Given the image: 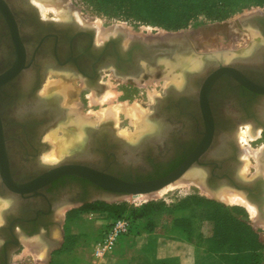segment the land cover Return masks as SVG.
Segmentation results:
<instances>
[{"label":"flooded vegetation","instance_id":"obj_1","mask_svg":"<svg viewBox=\"0 0 264 264\" xmlns=\"http://www.w3.org/2000/svg\"><path fill=\"white\" fill-rule=\"evenodd\" d=\"M3 1L7 14L17 25L24 54L15 55L7 17L0 8L3 47L2 50L0 47V74L12 69L16 60L22 61L18 73L5 78L0 85L7 159L6 169L0 171V201H7L0 214V264L12 263L23 238L39 237L50 249L55 246L59 241L54 230L60 225L59 211L64 206L132 196L122 193H116L114 198L108 196L104 187L107 177L128 184L145 183L163 180L177 172H182L183 177L190 171L201 170L210 190L232 177L235 159L239 158L235 128L249 122L256 131L257 126L264 124L263 95L253 91L258 88L248 85H264V46L257 47L264 44L263 40L250 53L237 55L253 54L250 60H231L237 56L226 60L223 54L212 53L204 57L200 67L185 71L181 85L168 82L149 114L152 127L141 134L114 132L105 125L85 127L82 142L69 148L62 158L40 162L45 134L64 107L58 104L60 96L42 94V90H49L44 88L45 75L67 72L79 75L82 84L97 86L104 68L115 72L110 66L105 67L99 56L108 35L98 42L96 31L88 25L45 18L38 13L33 0ZM255 26L260 34L264 33V22ZM117 44L110 41L104 45L105 51L117 54ZM130 46L125 44L126 48ZM171 54L174 57L176 51ZM206 58L223 59L208 64ZM220 62L243 76L225 74L211 81L209 76L221 67ZM142 64L144 68L139 75L126 78L136 79L145 72L146 64L152 65ZM24 73L30 77L24 78ZM82 88L84 85L81 88L74 85L71 89ZM19 90L27 91L22 95ZM39 164L80 165L97 171L100 181L63 174L42 186L29 184L42 172ZM132 188L135 190V186Z\"/></svg>","mask_w":264,"mask_h":264},{"label":"rangeland","instance_id":"obj_2","mask_svg":"<svg viewBox=\"0 0 264 264\" xmlns=\"http://www.w3.org/2000/svg\"><path fill=\"white\" fill-rule=\"evenodd\" d=\"M60 2V7L69 10L68 18L60 19L56 9H47L44 17H53L55 20L73 19L80 24L92 26L97 33L98 42L103 40L105 35H115L118 31L124 32L126 42L131 39L153 40L168 34L184 33L197 53L223 54L224 58L229 60L233 56L246 54V48L263 40L257 28L245 21V18L254 13L264 14V0ZM36 7L41 15V10ZM115 28H118L117 31H114ZM170 55L172 58V54ZM169 57L158 54L153 60L155 64L152 65H158L161 59ZM79 79V75L74 74L68 82L79 88L84 85V89L78 90L77 95V103L80 105L77 111L86 116L82 122L84 131L85 127L97 128L105 125L114 132L135 133L136 127L132 123L133 118H130L132 115L127 111L129 107L148 111L146 121L151 124L149 114L153 113V104L168 86V82L157 74L149 78L145 76L134 79L118 76L113 70L106 68L101 71L97 86L82 84ZM65 80L50 72L44 77V86L51 85L50 88L58 90V85ZM56 83L58 84L55 85ZM55 95L60 96L58 104H63L64 107L61 106V114L45 134V146L39 157L40 162H49L47 157L54 150L55 142L53 143L50 134L62 137L66 132L78 131L76 125L70 124L72 119L78 121L76 114L75 117L70 115V107L63 103L62 94ZM111 107L113 111L109 113ZM231 108L227 105V109L232 110ZM242 123L234 131L238 157L241 159L237 171L245 180L257 174H262L264 178V126H257L254 131L251 123ZM247 127L251 128L253 137H247V140L242 142L239 136ZM246 147L251 150L246 152ZM69 148L71 146H68L67 150ZM253 150L260 153L257 158L250 155ZM227 189L243 196L242 192ZM156 192L118 200H97L88 205L64 206L59 211L60 225L54 230V236L59 238V242L50 249L39 237L29 240L23 238L21 245L15 250L11 264H54L56 259L68 264H96V260L102 255L118 248L152 250L156 247L162 248L164 243H171L174 239L184 244L167 246L178 247L184 251L183 264L190 261L187 260L188 257H192L197 264H264V220L259 218L257 212L256 215L253 214L248 206L236 201H223L213 195V190L207 186L202 187L196 181L183 182L159 194ZM129 211L135 216L130 233L123 236L111 252L97 254L95 244L104 226L116 216ZM34 241H37L39 246L34 245ZM189 245L194 247L195 256L192 252H187ZM139 255L136 252L130 254V262L137 263ZM174 260L175 256L167 258L169 262ZM179 261L181 262L180 258Z\"/></svg>","mask_w":264,"mask_h":264},{"label":"water","instance_id":"obj_3","mask_svg":"<svg viewBox=\"0 0 264 264\" xmlns=\"http://www.w3.org/2000/svg\"><path fill=\"white\" fill-rule=\"evenodd\" d=\"M0 8H2L4 11L3 14L7 17V23L8 28L11 33V38L13 41V47H14V53L16 56L23 55V46L21 42V37L17 30V25L15 21H13L12 16H10L7 10V5L3 0H0ZM245 21L249 22L253 26L256 24H262L264 22V14L254 13L245 18ZM69 23L73 25H77V21L73 19H69ZM92 29L95 30L92 26H90ZM256 27V26H255ZM178 35H181L184 40L187 38L184 33H175ZM263 36V42H264V33H262ZM171 34L162 36L157 39L153 40H135L131 39L128 40L129 42H126V37L123 31H118L113 36H108V40L105 41L104 45L105 47L107 44L111 41L118 42V50L117 54H111L106 52L104 45L101 47V52L99 53V56L103 59V64L105 67L108 65L111 68L115 70V74L122 76V77H135L139 75L143 71V62L152 64L153 60L155 59V56L158 54H165L169 55L177 50L179 47L178 44L174 41H171L168 38ZM125 44H131L129 48L125 47ZM264 44H259L257 47H262ZM1 50L3 49L2 46ZM110 57L108 59L107 57ZM253 54L250 56L245 57H234L231 60H250L252 58ZM160 57V56H158ZM221 59H215V58H206L205 62L208 64H217L218 61ZM14 67L10 69L7 73H1L0 74V85L2 81L5 78H10L14 76L22 67V61L16 60L14 62ZM221 67L219 69H215L210 74V80L217 79L221 75L225 74H231V75H240L243 76V74L238 73V71L234 70L232 67L228 66L225 63L220 62ZM188 76V72L186 73ZM252 88H258V90H253L255 92L261 93L264 98V85L261 84H248ZM264 126V124L262 125ZM43 127V126H42ZM17 131L15 132V135H17ZM6 137L3 132V127L1 125V115H0V171L2 172L4 169H6L7 165V159H6ZM241 163L240 158L235 159V166L233 169L232 177L228 181H223L220 183L218 188H212L213 192H219L223 190L224 188H230L232 190H237L239 192H242L244 199L253 204L256 207L257 215L259 218L264 220V178L261 176L262 174H257L253 178L249 180H245L237 171V166ZM40 170L42 171L37 177L34 176V179H32L29 184H33L36 186H42L47 183H49L51 180H53L56 177H59L63 174H74V175H80L90 178L96 183H99L100 181V174L92 170L90 168H86L80 165H66V164H58V165H51V166H45L43 164H39ZM183 175L182 172H177L175 174L169 175L167 178L163 180L158 181H151V182H145V183H125L122 181H119L115 179L114 177H107L108 183L104 186L107 190L108 196H111L114 198L116 196V193H122V194H131L138 195V194H147L151 192H155L160 190L161 188L165 187L166 185L174 182L175 180L179 179ZM145 185L143 188H138L139 186ZM207 185V183H206ZM133 186H135V190H133ZM208 186V185H207ZM208 188H210L208 186Z\"/></svg>","mask_w":264,"mask_h":264},{"label":"bare ground","instance_id":"obj_4","mask_svg":"<svg viewBox=\"0 0 264 264\" xmlns=\"http://www.w3.org/2000/svg\"><path fill=\"white\" fill-rule=\"evenodd\" d=\"M33 2L41 10L42 16H45V11L47 9H49V10L50 9H56L58 11L57 15L60 19H66L69 17V14H70L69 10H67L64 7H60L61 6L60 0H33ZM117 29L118 28H115L114 31H117ZM254 36L256 37V32L254 33ZM167 39L174 41V42H177V44L179 46L176 50V54L174 55V57L161 59L160 63L158 65H147L146 64L145 65V72L139 77V79H141L145 76L149 78L151 76H156V74H157V75L161 76L167 82L175 81L176 84L181 85L183 83V77L185 76L186 70L196 69V68L201 66L202 61L207 54L197 53L196 51H194L192 44L187 39L184 40V38H182L181 35L171 34L170 36H168ZM253 48H254V44H251L248 48H246L245 53H250ZM56 74H58V76H60V78H62V80L66 79L65 82L62 81L61 82L62 84L58 85V87H57L58 90H53L54 88H50L51 85H49V84H52V83L49 82V84H47V85H49L50 87L49 86L44 87V88H47L49 90H42V94H44L45 96H53L55 94H62V96L64 97L63 103L70 107V110H71L70 115L72 117H75V114H76V116H77L76 118H78V121H75L72 119L70 122L71 125H76L78 127V131L77 132H71V133L66 132L62 137H58L56 134H50L51 135L50 138L53 139V143L55 142L54 143L55 145L53 144L55 146L54 150L47 157V159L50 160V162H55L56 160H58V158L65 155V153L68 151L67 150L68 146L74 147L76 144L81 143L82 140L84 139V135H85L84 125L82 122L85 120L86 116H84L83 113H80L81 111L80 112L77 111L78 105H79V103H77L78 90H72L71 88L74 85L71 82H68L72 76H71V74H69L67 72H60V71L56 72ZM23 76H24V78L30 77L25 73ZM57 84L58 83H56L55 85H57ZM26 91L27 90H19V92L22 93V95H24V93ZM22 97L20 96V100H22L21 99ZM114 110H116V109H114ZM123 110H125V108ZM108 111H109V113L112 112L113 108L111 107V109H109ZM118 111H120V110H118ZM127 111H128V114L130 112V115H132V117H130V118H133L132 123L136 127V132L133 134L139 135L142 132H144V130H147L148 128L152 127L151 124H148V121H146L148 111L145 112L144 110H141L139 107H133V106L131 108L129 107V109ZM102 112H100V113H102ZM105 114L107 115L108 113H105ZM105 114H102V115L104 116ZM229 128H230V126L227 128V130ZM228 133H229V131H228ZM239 137H240V140L242 142L246 141L247 137L251 139L253 137V134L251 132V128L247 127L246 129L241 131ZM245 149H246V152L251 150L250 148H247V147ZM249 153H247V154L249 155ZM251 153H250V155L251 156L254 155L256 158L258 157V155H260V153L256 152V150L251 151ZM257 166H258V164H257ZM195 181L198 182L202 187L207 186L206 182H205L204 172L201 170H193V171L186 173L183 177H180L179 180L177 179V181L175 180L173 183H170V184L166 185L165 187H163L162 189L158 190L156 192V194L162 193L168 189H171L175 186H178V185L182 184L183 182H195ZM207 188H208V186H207ZM213 195H216L218 198L222 199L225 202L236 201V202L242 203V204L248 206L249 207L248 209L253 214L256 215L257 211H256L255 206L246 202L244 197L239 193L237 194V193H235V192H233L227 188H224L223 190H221L219 192H215ZM5 204H7V201L6 202L0 201V214H1L2 207ZM0 220H1V217H0ZM33 244L36 246H39V243L37 241H34Z\"/></svg>","mask_w":264,"mask_h":264},{"label":"crops","instance_id":"obj_5","mask_svg":"<svg viewBox=\"0 0 264 264\" xmlns=\"http://www.w3.org/2000/svg\"><path fill=\"white\" fill-rule=\"evenodd\" d=\"M57 238V236H56ZM59 239V238H57ZM62 238H60L61 241ZM161 243V242H160ZM174 245V244H184V242L174 239L171 241V243L167 242L162 245V248L156 247L154 249H145V251H140V249L136 248H118L115 251H112L111 253H108L106 255H102L100 258L96 260V264H183L182 261L183 257V250H180L178 247H171L167 245ZM187 252H194V247L192 245H189V247L186 248ZM138 251V252H137ZM140 254L138 256L139 261L136 262H130L129 255L130 254ZM185 255V254H184ZM171 256L172 258L175 256V260L173 262L167 261V258ZM193 256H195V253H193ZM128 257V258H127ZM181 262L179 261V258ZM187 260H190L189 262L185 264H197L194 263V259L191 257H188ZM54 264H68L60 262V260L56 259Z\"/></svg>","mask_w":264,"mask_h":264},{"label":"built area","instance_id":"obj_6","mask_svg":"<svg viewBox=\"0 0 264 264\" xmlns=\"http://www.w3.org/2000/svg\"><path fill=\"white\" fill-rule=\"evenodd\" d=\"M133 221L128 214H122L113 218L102 229L95 244L97 254L111 252L119 240L129 234Z\"/></svg>","mask_w":264,"mask_h":264},{"label":"trees","instance_id":"obj_7","mask_svg":"<svg viewBox=\"0 0 264 264\" xmlns=\"http://www.w3.org/2000/svg\"><path fill=\"white\" fill-rule=\"evenodd\" d=\"M122 214H128L129 216H130V218L132 219V221H133V223H134V220H135V216H134V214H133V212H127V213H122ZM122 214H120V215H122ZM119 216V215H118ZM117 217V216H116ZM132 227H133V225H132ZM132 229V228H131ZM131 231V230H130ZM130 233V232H129ZM213 264V263H212ZM241 264H243V263H241Z\"/></svg>","mask_w":264,"mask_h":264}]
</instances>
